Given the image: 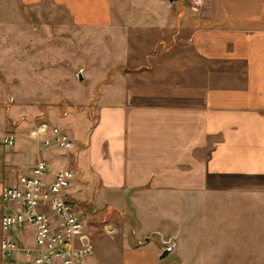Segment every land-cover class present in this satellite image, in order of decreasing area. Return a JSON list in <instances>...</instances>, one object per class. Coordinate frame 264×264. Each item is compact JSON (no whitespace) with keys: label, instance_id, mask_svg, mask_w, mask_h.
Wrapping results in <instances>:
<instances>
[{"label":"crops","instance_id":"0c3cea01","mask_svg":"<svg viewBox=\"0 0 264 264\" xmlns=\"http://www.w3.org/2000/svg\"><path fill=\"white\" fill-rule=\"evenodd\" d=\"M50 1L80 22L97 2ZM151 2L160 9L155 19L137 24L141 38L156 40L153 64L121 76L129 90L99 109L76 167L91 180L89 190L133 200L138 216L158 193L181 201L188 215L200 210L197 223L181 224L175 207L170 253L179 264H264V0H201L197 9L192 0ZM102 4L106 13L109 3ZM14 136V147L0 148V191L29 174L40 154L55 156L49 178L70 167L75 145L43 152L35 131L25 141ZM12 232L20 245L32 244Z\"/></svg>","mask_w":264,"mask_h":264},{"label":"rangeland","instance_id":"374dc122","mask_svg":"<svg viewBox=\"0 0 264 264\" xmlns=\"http://www.w3.org/2000/svg\"><path fill=\"white\" fill-rule=\"evenodd\" d=\"M106 1V13L102 0L88 4L83 17L96 24L76 20L59 2L0 0V138L10 133L25 141L41 125L62 127L73 138L68 160L75 186L69 188L77 195L70 197L86 223L93 248L86 257L90 263L179 264L173 252L158 260L164 241L174 242L175 207L181 224L197 223L200 210L188 215L181 201L170 202L168 195L158 193L138 209V216L133 200L105 199L93 187L89 190L91 180L76 167V153L88 140L99 109L109 96L129 90L121 76L138 66L147 68L155 59L156 40L141 38L137 23L145 17L154 20L159 7L151 0ZM174 11L181 13L176 7ZM14 145L0 148L7 151ZM49 152L40 157L54 167L58 164ZM0 205L5 203L0 200ZM7 233L14 238L12 231ZM134 245L140 246L135 250Z\"/></svg>","mask_w":264,"mask_h":264},{"label":"built area","instance_id":"2783aa9c","mask_svg":"<svg viewBox=\"0 0 264 264\" xmlns=\"http://www.w3.org/2000/svg\"><path fill=\"white\" fill-rule=\"evenodd\" d=\"M200 2L192 0V8L197 9ZM14 141L13 134H6L0 145ZM35 141L39 149L65 153L75 145L69 133L56 125L36 128ZM48 169L47 160L39 157L29 174L2 186L0 200L5 206L0 215V264H83L92 253L86 223L68 191L72 169L60 167L52 178ZM9 230L29 234L32 244L20 245Z\"/></svg>","mask_w":264,"mask_h":264},{"label":"water","instance_id":"95a60500","mask_svg":"<svg viewBox=\"0 0 264 264\" xmlns=\"http://www.w3.org/2000/svg\"><path fill=\"white\" fill-rule=\"evenodd\" d=\"M169 1H173V0H169ZM79 78H81V75L79 76ZM164 242L166 244V247L162 249L161 253L159 254V258L165 257L174 248V243L171 242L169 239L168 240H165Z\"/></svg>","mask_w":264,"mask_h":264},{"label":"trees","instance_id":"16d2710c","mask_svg":"<svg viewBox=\"0 0 264 264\" xmlns=\"http://www.w3.org/2000/svg\"><path fill=\"white\" fill-rule=\"evenodd\" d=\"M73 202H75V201L73 200Z\"/></svg>","mask_w":264,"mask_h":264}]
</instances>
